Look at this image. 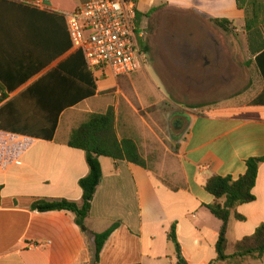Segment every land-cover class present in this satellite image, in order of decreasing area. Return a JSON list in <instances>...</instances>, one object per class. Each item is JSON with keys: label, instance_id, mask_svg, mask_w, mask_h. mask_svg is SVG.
I'll use <instances>...</instances> for the list:
<instances>
[{"label": "crops", "instance_id": "obj_1", "mask_svg": "<svg viewBox=\"0 0 264 264\" xmlns=\"http://www.w3.org/2000/svg\"><path fill=\"white\" fill-rule=\"evenodd\" d=\"M86 1L0 0V128L33 139L18 163L0 166V264H92L89 236L72 213H41L32 205L38 199L83 203L79 182L89 167L85 152L69 147L68 139L91 114L109 108L117 115L119 138L136 142L147 167L100 158L103 179L86 226L92 234L118 226L96 264H177L169 240L174 225L187 264H264V256L217 260L222 222L207 208L215 198L205 189L209 178L237 180L248 159L264 157L263 79L247 104L167 112L163 90L148 83L141 67L129 76L96 74L72 47L65 15ZM135 1L145 32L163 15L169 20L165 31L177 19L192 18L207 29L210 20L226 19L235 32H245L246 12L237 0ZM165 35L166 60L175 69L191 77L213 75L223 54L210 30L208 36L178 38L175 47ZM142 78L144 84L138 83ZM253 193L256 200L234 212L245 220L234 215L229 222V255L264 224V163Z\"/></svg>", "mask_w": 264, "mask_h": 264}, {"label": "trees", "instance_id": "obj_2", "mask_svg": "<svg viewBox=\"0 0 264 264\" xmlns=\"http://www.w3.org/2000/svg\"><path fill=\"white\" fill-rule=\"evenodd\" d=\"M237 3L238 7L246 12L245 34L248 51L264 83V0H237ZM210 22L224 33L236 35L231 21L212 19ZM262 102L260 100L255 101L253 105H259ZM56 125L54 123L45 135L47 138H53ZM68 146L81 150L86 155L89 173L79 182L83 191V203L78 204L67 199H38L33 203L32 210L41 213L70 212L75 216V223L88 236L91 232L86 226V220L91 214L97 188L103 179L100 158L108 157L115 161H126L143 168L147 166L136 142L131 138H119L117 115L114 108H109L104 114H91L84 123L72 130L68 139ZM262 163H264V157L250 158L246 162V173L239 179L235 180L230 176H213L205 184L206 191L215 198V202L207 208L214 217L222 222L216 246L218 261L245 258L260 259L264 256V224L260 225L253 235L236 243L234 253L231 255L228 254L229 243L227 238L231 218L235 215L237 220H245L243 216L234 214L236 209L256 200L253 190ZM117 226L118 224H115L102 234L93 233L97 250L96 263L99 262L105 243ZM169 240L175 245L179 257L177 264H187L181 258L176 225L172 226Z\"/></svg>", "mask_w": 264, "mask_h": 264}, {"label": "rangeland", "instance_id": "obj_3", "mask_svg": "<svg viewBox=\"0 0 264 264\" xmlns=\"http://www.w3.org/2000/svg\"><path fill=\"white\" fill-rule=\"evenodd\" d=\"M167 22L169 20L166 15L158 18L157 27L153 31L146 30V37L140 46L142 57L140 71L148 74L149 84L156 83L163 90L167 112L175 110L176 115H185L187 111L203 113L213 106L243 105L253 99L262 82L249 54L244 30L240 29L235 32L236 35H231L224 33L210 22L205 24L209 25L210 32L220 42L223 57L212 76L191 77L183 75L180 70L174 68L172 62L166 60L163 42L166 38L164 30ZM223 65L224 70L221 72ZM144 81L145 79L142 78L138 83L144 84ZM202 90L205 91L199 92ZM174 129V120H172L170 130L174 131Z\"/></svg>", "mask_w": 264, "mask_h": 264}, {"label": "built area", "instance_id": "obj_4", "mask_svg": "<svg viewBox=\"0 0 264 264\" xmlns=\"http://www.w3.org/2000/svg\"><path fill=\"white\" fill-rule=\"evenodd\" d=\"M65 17L72 47L83 53L93 73L121 77L140 69L146 32L135 0H87ZM32 144V138L0 129V166L18 163Z\"/></svg>", "mask_w": 264, "mask_h": 264}, {"label": "flooded vegetation", "instance_id": "obj_5", "mask_svg": "<svg viewBox=\"0 0 264 264\" xmlns=\"http://www.w3.org/2000/svg\"><path fill=\"white\" fill-rule=\"evenodd\" d=\"M196 21L193 22L192 19H187L186 21L175 20L171 26L167 27L166 33L168 34V39L173 42L175 47L176 42L182 39H187V37H203L208 36L209 29L203 27ZM166 29V27H165ZM165 31V30H164ZM179 38V40H177ZM215 38V37H214ZM216 39V38H215Z\"/></svg>", "mask_w": 264, "mask_h": 264}, {"label": "water", "instance_id": "obj_6", "mask_svg": "<svg viewBox=\"0 0 264 264\" xmlns=\"http://www.w3.org/2000/svg\"><path fill=\"white\" fill-rule=\"evenodd\" d=\"M88 236H89V241H90V245H91L92 264H96V261H97V250H96L95 238H94V235L92 233H89Z\"/></svg>", "mask_w": 264, "mask_h": 264}]
</instances>
